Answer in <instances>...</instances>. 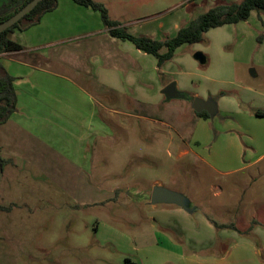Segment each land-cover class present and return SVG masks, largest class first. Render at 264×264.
Returning <instances> with one entry per match:
<instances>
[{"label": "rangeland", "instance_id": "374dc122", "mask_svg": "<svg viewBox=\"0 0 264 264\" xmlns=\"http://www.w3.org/2000/svg\"><path fill=\"white\" fill-rule=\"evenodd\" d=\"M7 1L0 0V7ZM95 1L132 35L165 41L210 8L242 0ZM263 35L261 10L246 22L211 29L203 42L180 47L162 67L136 49L140 68L136 87L127 94L151 98L158 113L166 110L178 121L161 127L140 121L127 109L120 111L129 116L110 113L107 134L92 146L89 172L96 190L87 196L90 203L75 201L36 171L23 168L11 183L6 175L0 202L16 207L9 216L0 212L10 228L9 238L0 231V264H126L127 259L140 264L145 257L147 264L156 259L158 264H196L198 259L200 264H264V118L255 114L264 111ZM197 53L206 56V64L195 59ZM171 83L218 107L205 127L193 126L195 134L184 147L207 163L194 159V151L180 155L178 132L188 117L178 107L187 103L165 102L162 90ZM155 186L187 198L200 230L189 233L188 241L222 245L204 252L195 245L184 248L183 254L193 257L189 261L167 243L161 252L149 251L155 232L164 233L153 221L161 206L149 204ZM202 218L211 226L210 219L228 227L233 221L239 230L248 227L247 232L214 226L210 232L200 228ZM228 243L234 246L231 251Z\"/></svg>", "mask_w": 264, "mask_h": 264}, {"label": "crops", "instance_id": "0c3cea01", "mask_svg": "<svg viewBox=\"0 0 264 264\" xmlns=\"http://www.w3.org/2000/svg\"><path fill=\"white\" fill-rule=\"evenodd\" d=\"M9 39L24 49L0 56L4 72L14 78L17 100L14 114L0 125V151L8 161L3 170H12L7 173L4 170L0 186L6 175L11 183V176L24 168L44 176L75 201L90 203L85 201L91 200H87V196L94 188L89 172L92 146L107 134L109 117L113 119L110 113L129 116L128 113L132 112V116L140 121L161 127H171L172 121H178L177 118L172 119L171 113L166 110L161 109L163 112L158 113V104L151 98L138 97L134 92L127 94L126 90L136 85L135 70L140 68L136 62L137 48L130 41L112 38L100 14L91 8L80 6L72 0H59L57 8L45 14L39 23L26 30H14L9 34ZM181 93L184 96L178 99H183L187 106L178 108L189 120L184 117L180 123L178 133L183 146L180 145L179 152L186 157L194 151L184 148L187 139L192 140L195 134L193 126L196 125L197 129L205 127L217 115L218 107L212 99L194 98ZM163 96L167 103L177 100H167ZM195 99L215 104L214 117L208 120L199 118L192 107ZM183 107H186V112H183ZM193 156L207 163L196 151ZM149 204L155 209L161 206L153 221L155 228L159 226L164 232H155V242L149 246V251L161 252L166 249L164 243H167L178 250L180 257L189 261L193 257L185 256L184 248L195 245L204 252L222 245L220 241L215 246L214 241L187 240L189 233L195 236L200 232L191 211L176 205H153L151 201ZM13 209L3 213L12 215ZM229 224L237 227L233 221ZM213 226L201 219L200 228L210 231ZM247 228L241 231H247ZM0 231L9 238L10 228L6 226V218L0 217ZM206 246L209 247L205 250ZM233 247L229 244V250ZM147 259L142 258L140 264H147ZM131 262L136 264V261ZM199 262L198 259L196 264ZM153 264H158L157 259Z\"/></svg>", "mask_w": 264, "mask_h": 264}, {"label": "trees", "instance_id": "16d2710c", "mask_svg": "<svg viewBox=\"0 0 264 264\" xmlns=\"http://www.w3.org/2000/svg\"><path fill=\"white\" fill-rule=\"evenodd\" d=\"M32 0H25L21 5L13 7L6 2L0 7V24L4 23L21 9H23ZM74 3L91 8L100 14L103 25L108 30L112 38L130 41L135 47L146 54L153 55L158 60L159 67H162L168 61H171L176 51L184 45H194L205 40V35L211 29L224 27L227 25H236L246 22L250 19L252 12L264 11V0H242L239 3L219 4L210 8L207 12L200 15L195 20L190 21L182 27L177 35L165 41L152 39L146 36H135L129 33L119 21L110 17L108 8L95 0H72ZM59 0H42L38 6L27 14L19 23L10 29L0 33V56L7 53L20 52L24 48L9 39V34L14 30H26L40 22L41 18L54 11L58 6ZM264 40V35L259 39ZM14 78L4 72L0 61V125L7 122L16 111V93L14 90ZM256 116H264V111H256ZM199 118L210 119L206 111L196 113ZM8 161L5 160L0 151V165L2 168ZM14 205L5 206L0 204V212H10ZM215 228H230L245 234L247 231L239 230L235 225L221 226L213 219H210ZM126 264H132L127 259Z\"/></svg>", "mask_w": 264, "mask_h": 264}, {"label": "water", "instance_id": "95a60500", "mask_svg": "<svg viewBox=\"0 0 264 264\" xmlns=\"http://www.w3.org/2000/svg\"><path fill=\"white\" fill-rule=\"evenodd\" d=\"M42 0H32L29 4H27L23 9H21L18 13L12 16L10 19L5 21L4 23L0 24V33L10 29L17 23H19L27 14L33 11L38 4ZM195 59L199 61L201 64L206 63V57L202 53H197L195 55ZM167 100L178 99L183 97L184 95L179 92L176 88V84L172 83L163 91ZM193 109L196 113H201L206 111L210 117H214L216 113V105L213 104L211 101H204L202 99H195L192 104ZM3 179V168L0 165V184ZM151 203L153 205L157 204H168V205H176L178 207L183 208L186 211H191L188 206L187 198L177 192L172 190L166 189L161 186H155L152 190L151 194Z\"/></svg>", "mask_w": 264, "mask_h": 264}, {"label": "flooded vegetation", "instance_id": "af4514ba", "mask_svg": "<svg viewBox=\"0 0 264 264\" xmlns=\"http://www.w3.org/2000/svg\"><path fill=\"white\" fill-rule=\"evenodd\" d=\"M25 0H8V4H10L13 7H17L21 5Z\"/></svg>", "mask_w": 264, "mask_h": 264}]
</instances>
